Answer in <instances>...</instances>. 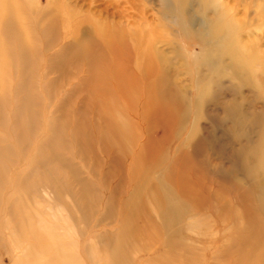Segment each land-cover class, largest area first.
I'll list each match as a JSON object with an SVG mask.
<instances>
[{
    "label": "rangeland",
    "instance_id": "1",
    "mask_svg": "<svg viewBox=\"0 0 264 264\" xmlns=\"http://www.w3.org/2000/svg\"><path fill=\"white\" fill-rule=\"evenodd\" d=\"M0 264H264V0H0Z\"/></svg>",
    "mask_w": 264,
    "mask_h": 264
}]
</instances>
